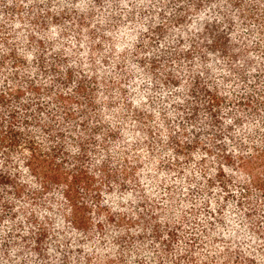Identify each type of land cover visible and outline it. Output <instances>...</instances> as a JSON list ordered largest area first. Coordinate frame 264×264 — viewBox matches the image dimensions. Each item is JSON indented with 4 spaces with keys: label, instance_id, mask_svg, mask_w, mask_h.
Listing matches in <instances>:
<instances>
[{
    "label": "trees",
    "instance_id": "1",
    "mask_svg": "<svg viewBox=\"0 0 264 264\" xmlns=\"http://www.w3.org/2000/svg\"><path fill=\"white\" fill-rule=\"evenodd\" d=\"M0 264H264V0H0Z\"/></svg>",
    "mask_w": 264,
    "mask_h": 264
}]
</instances>
